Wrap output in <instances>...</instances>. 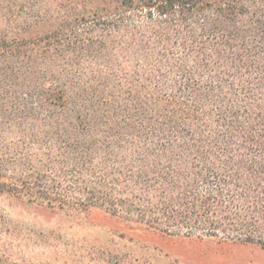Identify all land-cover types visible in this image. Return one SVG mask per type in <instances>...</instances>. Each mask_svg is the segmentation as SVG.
<instances>
[{
    "label": "trees",
    "instance_id": "1",
    "mask_svg": "<svg viewBox=\"0 0 264 264\" xmlns=\"http://www.w3.org/2000/svg\"><path fill=\"white\" fill-rule=\"evenodd\" d=\"M48 8L0 32V194L264 248V0Z\"/></svg>",
    "mask_w": 264,
    "mask_h": 264
},
{
    "label": "rangeland",
    "instance_id": "2",
    "mask_svg": "<svg viewBox=\"0 0 264 264\" xmlns=\"http://www.w3.org/2000/svg\"><path fill=\"white\" fill-rule=\"evenodd\" d=\"M56 0H0V32ZM59 1V0H58ZM0 259L17 264H264V248L170 236L100 211L60 210L0 194Z\"/></svg>",
    "mask_w": 264,
    "mask_h": 264
}]
</instances>
